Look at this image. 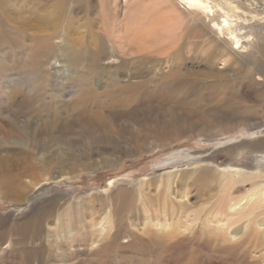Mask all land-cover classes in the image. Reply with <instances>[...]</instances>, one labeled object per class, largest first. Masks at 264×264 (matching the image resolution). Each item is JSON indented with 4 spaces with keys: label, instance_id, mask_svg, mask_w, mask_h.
Segmentation results:
<instances>
[{
    "label": "rangeland",
    "instance_id": "rangeland-1",
    "mask_svg": "<svg viewBox=\"0 0 264 264\" xmlns=\"http://www.w3.org/2000/svg\"><path fill=\"white\" fill-rule=\"evenodd\" d=\"M30 1L38 2L39 0ZM113 1L119 8V12L117 11L118 15L112 11ZM124 1L70 0V2L64 4L62 13V39L66 38V43L63 42L64 50H74L76 52L80 46L89 45V39L91 38L89 33H94L99 38L101 37L100 34H102L107 45L104 55L107 58L102 57L98 62L101 68L112 71V68L123 62L124 69L123 74H121L123 82L134 79L128 78L130 73H136L135 75L137 76L145 72L144 75L147 76L144 78L139 77L141 81L147 79L148 76H152L151 84L148 85L147 89L137 93V96L139 95L138 98L136 96L137 99L134 100L135 102L132 106L124 110L123 113L115 112L116 114H109L107 109H103L100 111L102 117L97 119L98 122H95L96 118L93 115V111L97 109L95 103L84 101L75 105L77 103L75 99L79 98L80 94L85 91V88L91 82V80L88 81L90 70H78V73H76L64 67L65 71L61 87H52V79L48 75L46 78H39L35 73L27 76L29 71L25 67L26 65H24V68L27 69L25 74H22L19 70H11L9 77H3V74H0V78L3 77L0 79V86H3L5 80L6 84L13 85L14 83V85L20 86V89L30 99H33L29 102L31 105L16 107L10 111L4 109L0 102V118L6 115L5 120L13 119L17 127L18 124L24 125L27 123L21 134L10 136L12 137L11 145L0 144V148L3 147L2 149L5 151L11 149L9 152L10 158H15L16 155H19L23 160L28 161L26 152H29L31 156L29 160L33 163L35 162L36 171L44 169L42 162L46 160V165L54 170L55 165H51V161L57 156L61 155L63 158L68 154H72V152L76 154V151H78L77 154L80 155L81 152L85 153V151H88L85 146L79 145V142L78 144L74 142L80 131L79 129L84 126L88 129L95 126L94 128L97 132L104 134L103 138L105 137L104 140L107 138L105 141L110 146L117 144L118 146L120 145L117 149L123 148V159L113 164V166L100 167L94 171H85L84 173L72 175L67 177V179L46 182L42 186H36V189L31 191L35 196L30 192L24 199H10L2 196L0 192V264H255L253 256H258L260 252H254V254L251 243L248 240L245 241L246 243H240L241 245L239 244V246L235 244L233 248L226 247L229 244L227 242L218 247L217 242L214 241L216 239L215 236L218 234L216 230H213L214 232L212 233V231L202 229L199 224L189 228L184 225L185 216L177 213L173 205V208H171L170 200H176L177 204L181 200L185 201V198L182 199L180 197L184 192L189 191L190 194L188 193L189 196L185 202L194 203L195 191H193V188L187 189L180 180L179 183L181 185L176 182V187L173 185L172 191L163 186L165 190H162L167 200V207L164 212H157V217L151 215L149 224L144 221V215H142L141 210L139 212L135 211L138 206L132 204L134 198L129 195L131 193L136 200L139 198L138 187L141 182L145 184L143 187L148 186V190H151V193H147V189L143 191L149 202L161 199L156 196L158 194L156 188L159 184V178L166 176L168 173L177 177L181 173H188L200 166L220 170L225 169L226 166L235 167L240 162L248 164L250 167L255 165V163L264 165V17L257 21L259 25L255 30V39L257 38L255 41L257 47L255 57L249 60L240 58L243 60L241 63L246 66L245 68L241 64L240 68H242H237L236 66H239V64L237 63L236 65L234 63L233 65L231 60L225 61L226 56H223V59L221 57L213 60L211 67H208L205 56L208 52L213 51L211 36L201 37L202 33L199 32L195 37L189 34L182 38L184 42L183 52H186L188 47L191 46V52L189 51L187 54L192 58L185 62L186 66H192L194 70L202 71H207L208 69L211 71L213 68L214 70L221 69L220 71L228 74L230 73L229 70H232L235 77H226L227 80L223 85L205 86L200 83L192 84L189 79H179V81L177 79L174 81L175 83L172 82L167 87L165 86L164 89H161L158 88L160 85L157 86L158 82H166L169 77L163 76V74L174 68L167 54L163 55L159 49H156L157 53L156 51L153 53L140 52V54L136 53L134 55L133 53H124L122 57L110 37L106 34L105 37L104 33L99 30L102 21L120 19ZM120 11L122 12L120 13ZM261 16L259 15V17ZM31 30L27 29L25 35L19 33L18 36H11L7 40L5 46L9 52L4 53L3 61L9 62L4 64L5 66H8L10 62L16 64L17 56L13 51L17 52L22 45L27 43V34ZM248 50L250 48L247 49L245 54H242L246 55L249 52ZM52 64H47L44 67L47 73L51 71ZM246 64H249V67ZM258 72H261V75H258ZM67 73L72 74L74 77L67 78ZM100 78V83L94 82L90 87L97 93L102 90L104 85L103 74L100 75ZM27 79L28 81H26ZM32 81L37 82L32 84ZM39 81L41 86L38 85ZM133 81H136V79ZM177 82L180 83L178 84ZM47 85L48 87H46ZM227 91L230 92L226 93ZM124 95L127 96L129 94ZM197 98L200 99L197 100ZM220 98L232 99V108L219 110L218 114L225 113V117H220L211 122L207 115L212 113L209 112L210 108L211 111H215L219 107L216 105L218 104L216 100H220ZM54 103L60 108V116H62L63 121L60 128L62 131L57 133L52 131L49 124L41 123L53 108ZM221 103L223 104V102ZM207 111L209 112L208 114H203ZM198 113L201 114L198 119L211 123L209 125L211 128L208 131L202 133L191 131L190 125H193L198 120L197 117L191 116L198 115ZM171 115L175 117H171ZM232 116L238 119L237 130L226 133L222 130L227 128L228 123L231 124L230 121L234 119ZM176 117H185L187 119L186 124H180L179 118ZM109 119L110 122L108 124L112 125V127H103V124L108 125L105 120ZM2 120H0L1 123ZM100 121H103V124ZM247 127L249 129H246ZM0 130L2 131L3 128ZM84 130L86 129L84 128ZM3 132H0V143L7 142L3 138ZM222 132L223 134L221 135L220 133ZM31 135L33 137L35 135L33 148L28 144V139ZM19 137H22L21 139L24 141L20 140ZM96 143H98L97 146ZM96 143H93L89 149V152L93 150V156L88 160L86 157H82L81 160H78L79 163L86 159L84 162L87 161L89 165L94 163V161L97 164L100 162L101 165L102 157L109 153L110 150L107 148V151H102L99 149L102 146L100 142L97 140ZM75 145L77 146L75 147ZM96 148L102 153L98 152V149L96 151ZM187 152L192 154L193 157L187 156ZM174 178L173 180L177 181V178ZM110 182L112 185L110 184L109 188L106 187ZM119 188L126 189L128 193L130 192L127 197H131L129 205L125 204L123 209L119 210L117 208L116 210V212H123L125 220L119 226L118 234H120V237L118 239L103 237V234L99 235V229L107 223V219L104 217V213H98L99 199H104L105 196L114 194L113 191L116 192ZM243 188H248V185H244L240 189L242 190ZM105 191L106 193L104 194L103 192ZM176 191L179 193L178 199L175 198L174 193ZM88 197H92L90 198L92 200L87 199ZM68 202L71 203L70 208L66 207ZM77 204H82V206L84 204L85 211L80 210L83 212L78 214L77 209H75ZM93 205L95 209L92 215L88 209H90L89 207H94ZM65 209L71 214L74 213V216L69 219V216H64L65 219L63 218V220L65 221L63 222L62 220L60 223L55 217L59 212H65ZM129 210H134V215H132L133 213L129 215ZM82 216L85 218L81 219ZM90 217L91 220H89ZM133 217L140 220L137 219L138 223L136 225L130 224ZM67 220L69 223L73 220L75 222L70 226L73 233H68V230L71 229L66 227ZM81 221L84 223L92 222L85 223V225L82 224V228ZM59 228H64V231H59L60 233L57 232L55 234L53 230H58ZM77 228H80V230ZM108 230H113V233L115 230L114 224H111L107 228ZM103 232H106V230Z\"/></svg>",
    "mask_w": 264,
    "mask_h": 264
},
{
    "label": "bare ground",
    "instance_id": "bare-ground-1",
    "mask_svg": "<svg viewBox=\"0 0 264 264\" xmlns=\"http://www.w3.org/2000/svg\"><path fill=\"white\" fill-rule=\"evenodd\" d=\"M68 2H70V0H39L38 2H31L30 0H0V74H3V77H9L11 75V70H19L22 74H25L28 69L29 72L27 76H30V74L34 75L33 73H35L39 78H46L48 75L52 79V87H61L63 84V73L65 71L64 67L68 68L70 71L73 70L76 73H78V70H90L88 81L91 80V82L85 88V91L80 94L79 98L75 99L77 100V103L75 105L83 103L84 101H92L93 103H95L97 106V109L93 111V115L96 118L95 122L97 121V119L102 117L100 111H102L103 109H107L109 114H114L115 112H119V114L123 113L124 110L130 108L135 102L134 100L138 98L139 95L137 96V93H140L141 90L147 89L148 85L151 84V79L153 78H151L152 76H148L147 79L141 81L139 77H146L147 75H144L145 72L144 74L142 72V74L137 76L135 75L136 73H130L128 78H134L136 79V81H133V79L132 81L130 80L123 82V78L121 76L124 69L123 62L112 68V71L106 68H101L98 65V62L102 59V57H105L104 55L107 50V45L104 36L100 34V32H98L101 36L100 38L97 37L94 33H89V36H91V38L89 39L88 46L84 44L83 46H80L79 49L76 50V52L74 50H64L63 42L66 43V38L62 39V13L64 4H67ZM123 5V12L120 11V13L122 12L120 19H114L111 21L104 20V22L102 21L99 26V30L102 31L104 35L106 34L108 35V37H110L112 43H114L119 49L118 52L121 53L122 57L124 53H133V55L136 53L140 54V52L153 53L156 51V49H159L160 53L163 55L167 54V57L171 60V65H174V68L163 74V76L165 75L169 78L166 82L163 81L164 83L158 82L157 86L160 85L158 86V88L164 89L165 86L167 87L177 79L178 81L179 79H189L192 84L200 83L201 85L205 86L223 85L227 80L226 77H235L232 70L229 69L228 70L230 71V73L228 74L220 71L221 69L214 70L213 68L211 69V71H209V69L207 71H202L194 70L192 66H186L185 62L192 57H189L187 54V52L190 51L191 46L188 47L186 52H183L184 42L182 41V38L183 36L185 38V35L191 34L195 37V35H198L199 32H201V37H205L208 35L211 36L213 51L208 52L205 56L207 59L206 64L208 65V67H211L213 60L221 57L223 59V56H226L225 61L231 60L233 62V65L234 63L236 65L237 63L239 64V66H236L237 68H240V64L245 68L246 66L241 63L243 60L240 58L249 60L255 57V54L257 53V47L255 45V41L257 39H255V30L259 25V22H257L258 19L264 17V0H125ZM112 11L114 14H117V11L119 12V8L114 1L112 5ZM259 15L262 16L259 17ZM27 29H32L31 32L27 34V43H25V45H22V47L19 48L17 52L13 51L17 56L16 64L14 62H10L8 66H5L4 64H8L7 62H9L3 61L4 53L9 52L6 50L5 46L7 40L11 36H18L19 33L25 35ZM205 29L207 30L204 31ZM249 48V52L244 55ZM160 53L158 52V54ZM50 63H53L52 68L51 71L49 70L50 72L48 71L49 73H47L44 67L47 64L50 65ZM180 64L182 65L179 66ZM24 65H26L25 67L27 69L24 68ZM230 65L232 66V64ZM101 74H103V79H105L103 82L104 85L102 90L97 93L93 88L90 87L94 82L100 83ZM257 74L261 75V72H258ZM67 75V78L74 77L69 73H67ZM26 81H28V79ZM36 82L32 81V84ZM38 85L41 86L40 81L38 82ZM46 87H48V85ZM0 89V102L3 108L7 111H10L16 107H23L24 105L27 106L30 100H33L30 99V97H28L22 89H20V86L18 87L14 85V83L13 85L9 83L6 84V80L4 81L3 86H0ZM228 92L230 91H227L226 93ZM127 93L129 95L125 96L124 94ZM56 96L58 95L56 94ZM199 99L197 98V100ZM216 101L218 103L216 105H218L219 107H217L215 111H211L210 108L209 112L212 113H209L208 111L203 113H209V115L207 116L210 118L211 122H214V120L220 117H225V113L218 114L219 110L224 108H232V99L228 98L226 100V98H220V100ZM221 102H223V104ZM75 105H73V107H75ZM52 107L53 108L50 110L49 114H47V117H45V119L41 123L49 124L52 131L54 133H57L59 131H62L60 128L63 124V121L61 118L62 116H60V108L55 103ZM200 115L201 114L198 113V115H193L191 117H197L198 119ZM5 116L6 115H3L2 118H0V120L4 118V120H2V123L0 122V129L3 128L2 131L4 132L2 133V135L7 142L5 141L6 143L0 144L11 145V138L14 136V134H21L27 123L24 125L18 124L17 127L16 122L13 119L5 120ZM171 117L175 116L171 115ZM232 118L234 117L232 116ZM237 120L238 119L236 118L232 119L230 121L231 124L228 123L227 128L222 131L231 133L234 130H237V125L239 124ZM178 121L180 124H186L187 119H185V117H180ZM100 122L103 124V121ZM105 122L108 124V122H110V119L105 120ZM210 124V122H204L202 119H198L193 123V125H190L191 131L197 133L208 131L211 128L209 126ZM102 126L106 128L107 126H109L108 128L112 127V125L109 124H103ZM94 127H91V129H88L86 126L81 127L79 129L80 131L77 134L78 136L74 139L75 143L77 142L78 144L79 142V145L82 144L86 149H88V151H85V153L81 152L80 155L77 154L78 151H76V154L72 152V154H68L63 158L61 155L57 156L51 161V165H55L54 170L46 165V160L45 162H42L44 165V169H39L40 171H36L35 168L37 167H35V162L33 163L31 160H29L31 159L29 152H26L28 161H25L19 155H16L15 158H10L9 152L11 151V149L5 151L4 149H2L3 147L0 148V192L2 196L7 198L9 197L10 199H24L26 198L28 193L36 189V186H42L46 182L63 180L64 178L67 179V177H71L72 175H76L81 172L84 173L85 171H94L99 169L100 167H110L113 166V164L121 161L123 159V148L117 149L120 146H118L117 144H113L112 146H110L105 141L107 138L104 140V134L97 132ZM84 128L86 130H84ZM246 129L249 128L247 127ZM2 131L0 130V132ZM220 134L222 135L223 132ZM34 137L33 135H31L28 139V144L29 146H32V148L34 145ZM114 137L116 136L114 135ZM119 137H121V135H119ZM19 138L20 140H22V137ZM97 140L102 145L99 149H101L102 151H107V148H109L110 150L109 153L105 152L106 154L104 156L101 154L103 156L101 159V165L100 162L99 164H97L95 161L94 163L89 165L87 161L84 162V160L86 159L79 163L78 160H81L82 157H86L88 160L93 156V150L89 152V149L92 147L93 143H96ZM97 144L98 143H96V146ZM76 146L77 145H75V147ZM97 149L98 148H96V151ZM99 149L98 152L100 151ZM100 153L102 152L100 151ZM186 155L193 157V155L188 154V152L186 153ZM229 166L231 165L229 164ZM168 174L159 178L160 180L158 179L159 184L156 188L158 194L156 196L161 199H155L149 202L148 199L144 196L143 192L146 189L148 190V186L143 187V185L145 184L141 182L140 186H137L139 190V192L137 191L139 194V198L137 200L134 196L131 195L130 192L129 195L128 191L123 188H119L116 192L113 191L114 194L107 195L104 197V199H99L100 204L98 213H104V217H106L107 219V223L104 224L103 227L100 226L101 228L99 229V235L103 234V237H111L114 239H118L120 237V234H118V231L120 229L119 226L123 223L124 218L123 212L120 213V211H118V213L116 212V210L117 208L119 210L123 209L125 204L129 205L131 197L134 198L132 204L138 206L135 211L139 212L141 210L142 215H144V221L149 224L151 222V215L157 217V212H164L167 207V200L162 190L164 189L163 186L172 191V186L175 185L176 182L179 183L180 180L187 189L193 188V191H195L194 203L185 202L187 197L189 196V191H187L186 193L184 192L180 197L182 199L185 198V201L181 200L177 204L176 200H170L171 208H173L174 206V210H176L177 213H181L185 216L184 225L189 228L199 224L202 229L212 231V233L214 232L213 230H216L218 234L215 236L216 239L214 241L217 242L218 247L220 245H224L223 243L227 242L229 244L226 247L233 248L235 244L239 246L240 243L248 240L251 243L252 252H260L258 256H253L254 263L264 264L263 164L255 163V165H252V167H250L248 164L240 162L235 167L226 166L225 169L220 170L217 168L210 169L209 167L200 166L189 171L188 173H181L177 177L173 176V174ZM174 177L177 178V181L173 180ZM26 178L27 180L25 181ZM110 184L111 182L106 187L109 188L112 185ZM244 185H248V188H243L241 190L240 188ZM146 192L151 193V190H148ZM32 193L33 192H31V194ZM103 193L105 194L106 191ZM127 194L131 197H127ZM174 194L175 198L178 199L179 193L176 191V193ZM90 198L92 197H88L87 199L92 200ZM86 203L90 204L89 202ZM67 206L68 208H70L71 203L68 202L66 207ZM83 206L82 204H77V207L75 209H77L78 214L79 212H81L80 210L86 209ZM89 208L90 209H87L92 213L95 209V206ZM133 211L134 210H129L128 214L131 215ZM132 215H134V213ZM64 216H69V219L70 217L72 218L74 216V213L71 214L65 209V212H59V214L56 215L55 218H57V221H60L61 223ZM83 218L85 217L82 216L81 219ZM93 218L92 220L94 222ZM95 218L97 219V217ZM137 219L138 218L133 217L132 221L129 220L130 224L136 225L138 223ZM89 220H91V217ZM64 221L65 220H63V222ZM66 222V227L68 229H71L70 226L72 225V223H75L74 220L70 223L68 220ZM88 222L85 223L88 224ZM80 223L81 225H85L83 221H81ZM111 224H114L115 227L113 233V230L107 231V228H109ZM167 227H169V225H167ZM64 228H59L58 230L53 231L55 232V234H57V232L60 233L59 231H64ZM73 229H75V227H73ZM77 229L80 230V228ZM104 230H106V232H103ZM71 231L72 229L68 230V233H70Z\"/></svg>",
    "mask_w": 264,
    "mask_h": 264
}]
</instances>
